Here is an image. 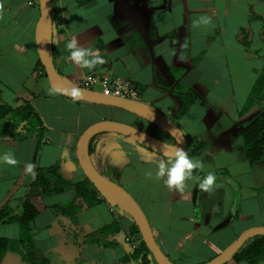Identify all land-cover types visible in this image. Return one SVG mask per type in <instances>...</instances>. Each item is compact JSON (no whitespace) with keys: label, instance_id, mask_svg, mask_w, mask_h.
<instances>
[{"label":"crops","instance_id":"0c3cea01","mask_svg":"<svg viewBox=\"0 0 264 264\" xmlns=\"http://www.w3.org/2000/svg\"><path fill=\"white\" fill-rule=\"evenodd\" d=\"M39 17V0H0L2 103L10 109L30 105L40 118L24 121L16 129L8 127L0 138V154L12 153L17 160L14 166L0 163V212L9 210L12 218L21 216L27 196L38 209L27 229L16 220L0 224V237L18 241L16 248L0 258V264H132L137 260L126 258L140 242L131 233L135 221L109 195L93 184L98 202L63 209L64 199L75 196L73 182L88 178L78 160L79 139L93 123L111 119L168 143L175 140L151 122L112 106H108L111 112L120 110L144 120L154 131L106 118L110 113L81 119L84 101L57 91L50 93L52 87L47 88L41 80L45 75L36 68ZM263 31L264 0H53V48L59 72L79 85L90 74L130 81L138 88L140 101L182 129L187 139L185 151L205 166L194 169L183 193H178L155 177L160 153L120 133L109 132L95 141L94 163L102 173L108 171L120 178L113 181L120 184L124 171L139 170L136 178L142 200L132 195L143 210L141 201L148 204L154 219L144 211L169 257L170 253L181 255L185 249L197 254L200 248H210L208 242L226 240L228 235L235 240L242 231L264 225V221H256L260 200L246 182L254 178L251 168L258 162L248 161L242 137L243 124L260 107L240 116L264 67ZM73 36L98 51L105 63L91 71L73 64L65 47ZM187 95L193 96L192 103L180 115L179 103ZM49 100H58L64 107L51 110ZM239 154L247 168L242 176L238 167L234 173L231 168V161L241 159ZM213 159L218 162L208 166L207 161ZM26 163L36 165L34 175L25 172ZM51 167H56V172L46 175L52 183L61 187L59 177L70 183L53 193L32 187L38 171ZM208 172L223 173L226 179L216 180L209 192L199 190L197 199L204 192V207L196 209L194 192ZM240 190L245 193L238 204L235 194ZM216 196L219 210L213 206ZM239 206L243 220H235ZM104 227H108L105 233L96 234ZM218 254L211 252L208 260Z\"/></svg>","mask_w":264,"mask_h":264},{"label":"water","instance_id":"95a60500","mask_svg":"<svg viewBox=\"0 0 264 264\" xmlns=\"http://www.w3.org/2000/svg\"><path fill=\"white\" fill-rule=\"evenodd\" d=\"M40 17L36 26V44L39 58L44 65L45 72L52 88L57 92L72 98L68 93L73 88L81 91L76 99L84 102L112 106L132 112L151 122L171 135L175 142L168 143L158 137L139 129L131 124L111 119H104L90 125L81 135L78 142V160L89 180L103 193L114 199L135 221L142 235V239L152 252L158 264H178L172 260L159 245L151 223L139 202L123 186L106 177L95 165L90 152L91 139L103 132H114L126 135L142 145L162 153L167 145H175L186 149L187 139L182 129L161 113L158 109L140 100L127 99L107 95L102 91L76 84L64 77L56 67L53 48V0H39ZM199 188L194 192V204L198 209L197 195ZM264 235V225L253 226L244 230L221 253L209 261L201 264H226L233 259L243 244L251 237Z\"/></svg>","mask_w":264,"mask_h":264},{"label":"trees","instance_id":"16d2710c","mask_svg":"<svg viewBox=\"0 0 264 264\" xmlns=\"http://www.w3.org/2000/svg\"><path fill=\"white\" fill-rule=\"evenodd\" d=\"M264 34V31H263ZM37 71L41 70L47 77L44 65L41 60H38L36 65ZM193 96L187 95L183 97L179 103L178 112L180 115L184 114L190 104L192 103ZM260 107V111L248 122V124L242 130V137L244 139L246 154L248 161L251 164L264 160V67L259 72L254 87L248 96L241 112L240 116H244L249 113L252 109ZM33 119L39 120L38 113L30 105H25L15 109H10L2 103L0 96V138L6 134V128L12 129L18 128L20 123L24 121H31ZM109 132H103L95 135L89 143V152L94 161L95 154V141L102 135ZM41 143V139H40ZM56 167H51L46 171H38L37 178L34 181L32 187H42L47 193L59 192L66 185L70 183L63 177H59L62 186L52 183L51 179L46 175L47 173H54ZM75 196L70 201L64 204L63 209L67 210L72 207L80 209L84 205H92L99 201L97 194L92 186L93 183L86 178L85 180L74 183ZM23 213L21 216H10L9 210H3L0 212V224L4 222H10L16 220L24 228H29L31 220L37 215L38 209L31 202L29 196H27L22 202ZM71 209V210H72ZM75 209L72 212L74 215ZM108 230V227L100 229L96 234H103ZM131 233L140 241L139 245L132 250L131 255L126 258H131L140 262V264H152L153 254L147 247L146 243L142 239L141 232L138 225L134 222L131 229ZM18 241L9 240L8 238L0 237V258L6 253L8 249L12 247L16 248ZM106 244H109L106 242ZM235 262L245 261L247 264H259L264 261V235H256L249 238L239 251L235 254L233 259Z\"/></svg>","mask_w":264,"mask_h":264},{"label":"rangeland","instance_id":"374dc122","mask_svg":"<svg viewBox=\"0 0 264 264\" xmlns=\"http://www.w3.org/2000/svg\"><path fill=\"white\" fill-rule=\"evenodd\" d=\"M56 62L57 61H55L56 67H58V65H57L58 63H56ZM41 80L47 85V88L48 87H51L48 77L44 76ZM92 88H94L96 90H99V91L102 89L101 86H99V85L92 86ZM48 89H50V88H48ZM52 102H53V100H49L48 101L49 104L51 103V105H50L51 106V110L55 109L56 106L58 107V106L63 105V107H64V104H62L58 100H57V103H54V102L52 103ZM82 105H84V107H86V108H84V109L82 108L81 111H80V118L82 117L81 119L87 118L89 120V118H91V116H93L94 118H96L97 115L98 116H101L104 113H110L109 115H107L105 117L106 118H110L111 117V118H114V119L116 118V119H120V120H126V121H128V122H130L132 124H136L137 126H139L141 128H144V129H147V130H150V131L151 130L154 131V128L150 124H148L147 122H145L144 120H140V119L138 120V118H133V116H131L129 114H126L124 112H120V110H115L114 112H111L112 110H110V108L108 106L95 105V104H86L85 102H82ZM71 122H73V120H72V117L70 116L69 119H68V123H71ZM248 122L249 121L245 122L243 124V126H246L248 124ZM240 156H241V154H239V157ZM215 162H218V161L215 160V159H213L212 161H207L206 164H208V166H209L211 163L213 164ZM231 162H233V164H234L233 167H231L232 168V172L234 171V168L235 167H238V170L241 171V174H239L240 176H242V174H244L243 173L244 171H247L246 164H245V160H244V158L242 156H241V159H238L236 161H231ZM201 168H205V166L204 167H201ZM138 171L139 170H137V171H135V170H133V171H124L122 173L123 175L121 176V180H120L119 183L124 188H126L131 194H133L136 198H138L139 200H142L141 197H140V195H139V192H138L139 185H137V184H139V182H138L139 179L136 178L137 177V174H138ZM251 171H254V178L251 179L249 177V179L246 182H248V184L250 186V188H249L250 189V192H253V194H255L256 196H258V198L260 200L261 207H262L261 208V211H260V217L257 216L258 217L257 218L255 216V219L257 218L256 221H264V160L262 162H258L256 164H254V166L251 168ZM103 173L107 177H109V178H111L113 180L120 179V178H115L114 177V174L113 173H110L108 171H103ZM215 175L217 177V180H224V179H226L225 178L226 175L223 174V173H215ZM241 179L243 180V178H241ZM234 180H236V177H234ZM246 188L247 187L244 186V189H246ZM243 192L245 193V191H241L240 190V191L236 192V194H235L236 195V198H237L236 200H237V203L238 204L241 202V197L243 196ZM70 199H66L65 198L64 199V204L68 203L70 201ZM203 200H204V192H202L200 194L199 198L197 199L198 208L199 207L200 208H203L204 207V205H203V202L204 201ZM215 201H217V202H214V205L213 206H215V208L219 210L220 208H219V206H217V204L219 203V200L217 199V196H216V200ZM141 204L143 205L144 210L149 214L151 220H153L154 217L152 218V215H150V210H149L148 204L144 203L143 201H141ZM238 209H239L238 210V214H235V220H243V215H242L243 212H242V209H240V206L238 207ZM127 215H129V214L127 213ZM250 221L253 222L255 220L254 219H251ZM205 232L203 230V233H205ZM241 233H239V235ZM195 235H197V234H195ZM230 237L231 236L228 235V237H226L227 238L226 240L218 241V242L216 241L217 243H210V242H208V244L211 245L210 248H208V249H205V248L204 249H201L200 248L199 249V252L197 254L191 253V251L189 249H185L181 255H177L176 256V254L170 253V257L176 263H178V264H201V263L206 262L208 260V258H210L211 255H209V254L211 252L214 253V251H215L216 253L217 252L218 253H221L223 251V249L225 248V247H222V246H225V244H227L228 240H232V239H230ZM133 245H137L135 241H134ZM221 248H223V249H221ZM192 249L194 250V247ZM234 263H235L234 260H230L226 264H234ZM132 264H140V262L133 261ZM152 264H158L154 257H152ZM241 264H247V263L244 262V263H241ZM260 264H264V262H262Z\"/></svg>","mask_w":264,"mask_h":264},{"label":"clouds","instance_id":"9594fccd","mask_svg":"<svg viewBox=\"0 0 264 264\" xmlns=\"http://www.w3.org/2000/svg\"><path fill=\"white\" fill-rule=\"evenodd\" d=\"M203 22L207 23L206 20ZM68 50V59L80 69L94 70L98 65L104 64V57L91 47H86L79 39L73 36L65 45ZM49 92L54 94L56 89L50 88ZM73 99H78L81 96V91L78 88H73L68 93ZM0 163L14 166L17 163L14 154L5 152L0 154ZM33 163L25 164V172L34 175ZM202 162L198 159H193L181 147L175 145H167L160 157L156 161L155 177L161 180L163 186L170 191L183 193L186 181L193 177V170L200 169ZM151 175V173H150ZM217 177L214 172H208L203 178L199 179L198 188L201 191L209 192L213 190L216 184Z\"/></svg>","mask_w":264,"mask_h":264},{"label":"built area","instance_id":"2783aa9c","mask_svg":"<svg viewBox=\"0 0 264 264\" xmlns=\"http://www.w3.org/2000/svg\"><path fill=\"white\" fill-rule=\"evenodd\" d=\"M82 86L92 88L99 85L103 93L121 98L139 100L140 92L130 81L121 77L110 78L108 75H86L81 83ZM94 89V88H92Z\"/></svg>","mask_w":264,"mask_h":264}]
</instances>
